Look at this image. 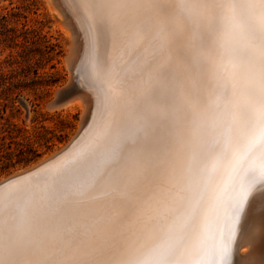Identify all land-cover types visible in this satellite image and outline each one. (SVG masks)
<instances>
[{
    "label": "snow or ice",
    "instance_id": "snow-or-ice-1",
    "mask_svg": "<svg viewBox=\"0 0 264 264\" xmlns=\"http://www.w3.org/2000/svg\"><path fill=\"white\" fill-rule=\"evenodd\" d=\"M73 7L95 123L0 184V264H232L264 223V0Z\"/></svg>",
    "mask_w": 264,
    "mask_h": 264
},
{
    "label": "rangeland",
    "instance_id": "rangeland-1",
    "mask_svg": "<svg viewBox=\"0 0 264 264\" xmlns=\"http://www.w3.org/2000/svg\"><path fill=\"white\" fill-rule=\"evenodd\" d=\"M60 21L47 0H0V179L53 153L80 122L79 108H47L68 77Z\"/></svg>",
    "mask_w": 264,
    "mask_h": 264
},
{
    "label": "bare ground",
    "instance_id": "bare-ground-1",
    "mask_svg": "<svg viewBox=\"0 0 264 264\" xmlns=\"http://www.w3.org/2000/svg\"><path fill=\"white\" fill-rule=\"evenodd\" d=\"M47 2L49 7H52L54 12L61 18L60 22H62L67 30L65 33L70 38L64 58L68 77L60 88L54 90L51 101L54 99L55 93L63 88L56 95L57 105H53L50 109L58 111L60 109L74 110V108H79L80 122L76 131L66 143L60 145L59 148L53 150V153L42 157L37 163L28 168L14 172L10 176L2 177L0 183L5 181L3 184L19 182L27 178L29 174L34 175L41 166L62 158V154H67L65 150L70 151V146L74 147L79 144L95 123L96 85L82 72L80 67L88 54V37L85 30L86 25L81 22L82 14L75 11L73 0H47ZM77 48H79V58L76 55ZM73 137H75L73 141L67 145ZM14 176L16 177L12 178ZM262 262H264V223L260 219L258 209L251 223L247 226L242 224L237 230L233 241L232 264H262Z\"/></svg>",
    "mask_w": 264,
    "mask_h": 264
},
{
    "label": "water",
    "instance_id": "water-1",
    "mask_svg": "<svg viewBox=\"0 0 264 264\" xmlns=\"http://www.w3.org/2000/svg\"><path fill=\"white\" fill-rule=\"evenodd\" d=\"M68 83H69V82H68ZM68 83H67V84H68ZM62 89H63V88H62ZM62 89H61V90H62ZM61 90H59V91H61ZM59 91H58V92H59ZM58 92L55 93L54 99H53L52 101H50V102L47 104V108H48V109H50L53 105H57V103H56L55 100H56V95H57ZM74 138H75V137H73L72 140H71L67 145H69V144L73 141ZM66 147H67V146H66ZM15 177H16V176H14V177H12V178H15ZM12 178H10V179H12ZM10 179H9V180H10ZM4 182H5V181H4ZM4 182H1L0 184H3Z\"/></svg>",
    "mask_w": 264,
    "mask_h": 264
}]
</instances>
